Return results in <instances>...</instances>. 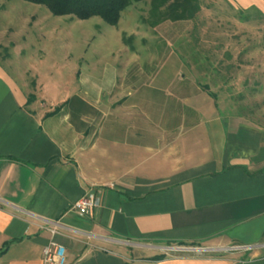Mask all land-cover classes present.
Wrapping results in <instances>:
<instances>
[{"label": "crops", "instance_id": "1", "mask_svg": "<svg viewBox=\"0 0 264 264\" xmlns=\"http://www.w3.org/2000/svg\"><path fill=\"white\" fill-rule=\"evenodd\" d=\"M214 2L264 20V0ZM247 53L226 93L172 78L164 111L136 77L47 91L37 70L29 92L0 62V264H43L50 239L66 264H264L228 249L264 243V60L252 74ZM91 189L94 215L71 209Z\"/></svg>", "mask_w": 264, "mask_h": 264}, {"label": "rangeland", "instance_id": "2", "mask_svg": "<svg viewBox=\"0 0 264 264\" xmlns=\"http://www.w3.org/2000/svg\"><path fill=\"white\" fill-rule=\"evenodd\" d=\"M200 5L190 20L153 25L150 0L137 1L111 25L98 16L54 15L42 4L0 0V62L29 92L37 90V70L47 91L61 84L82 93L84 79L95 87L136 77L134 95L148 97V109L164 111L176 83L172 78L197 79L206 92L219 84L226 93L222 84L229 83L237 67L243 72L240 63L248 51L252 74L255 63L264 60L258 54L264 47V20L255 7L244 12L249 20L242 22L239 8L214 0H200Z\"/></svg>", "mask_w": 264, "mask_h": 264}, {"label": "trees", "instance_id": "3", "mask_svg": "<svg viewBox=\"0 0 264 264\" xmlns=\"http://www.w3.org/2000/svg\"><path fill=\"white\" fill-rule=\"evenodd\" d=\"M46 6L54 15H71L79 19L98 16L111 25H117L123 10L142 0H26ZM152 24L164 20L192 19L199 12L200 0H150ZM9 246L6 242L0 249L3 254ZM161 256L153 259H160Z\"/></svg>", "mask_w": 264, "mask_h": 264}, {"label": "built area", "instance_id": "4", "mask_svg": "<svg viewBox=\"0 0 264 264\" xmlns=\"http://www.w3.org/2000/svg\"><path fill=\"white\" fill-rule=\"evenodd\" d=\"M109 186H114V183H108ZM101 206V194L99 191L91 189L80 196L76 201L71 204V209L84 216H93L94 213ZM51 232H56V229L51 228ZM255 248H264V243L259 245L251 244H234L228 249L232 251L252 250ZM43 264H66V249L64 245L54 239L43 247L42 250Z\"/></svg>", "mask_w": 264, "mask_h": 264}]
</instances>
